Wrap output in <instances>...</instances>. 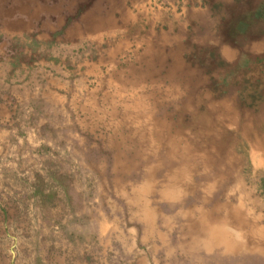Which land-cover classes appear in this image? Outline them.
I'll use <instances>...</instances> for the list:
<instances>
[{
    "label": "rangeland",
    "instance_id": "1",
    "mask_svg": "<svg viewBox=\"0 0 264 264\" xmlns=\"http://www.w3.org/2000/svg\"><path fill=\"white\" fill-rule=\"evenodd\" d=\"M170 2L116 0L131 20L96 32L79 21L95 9L74 6L68 20L36 23L48 35L21 45L30 55H0L11 80L36 82L13 107L0 100V264H203L156 249L134 217L150 149L190 187L167 203L155 190L139 201L171 244L182 216L197 226L202 207L264 227V38H230L240 33L222 23L231 6ZM14 7H0V27ZM171 8L175 30L162 21ZM187 161L197 164L186 172Z\"/></svg>",
    "mask_w": 264,
    "mask_h": 264
},
{
    "label": "bare ground",
    "instance_id": "2",
    "mask_svg": "<svg viewBox=\"0 0 264 264\" xmlns=\"http://www.w3.org/2000/svg\"><path fill=\"white\" fill-rule=\"evenodd\" d=\"M109 24H112L111 27L115 26V23L107 21L105 24L93 26L92 30L96 32ZM164 139V142L169 143L173 150L176 149L174 143L170 142V140L167 142V138ZM153 151V149L149 150V160L147 163L149 165H147V168H144L143 182L134 193L135 199L138 200L137 205L140 208L139 211L134 213V217L142 224V231L145 234L150 236L156 235L158 237L162 246H155V248L161 247V249L170 253L176 250L185 251L186 256L188 255L192 258L191 260L195 259L203 264H264V243L261 240L264 237V227L260 228L253 223H247L243 219L244 217L239 215V212H233L231 216H225L224 212L223 215L214 214L212 210L207 211L202 207L198 212L200 222L196 224L197 226L189 224L191 223V220H188L190 214L186 212L187 215L182 216L186 225H181L175 230L177 235L176 242L171 244L168 241L167 235L163 234L157 225H155L159 217L156 219L148 203L140 204L139 201L144 202V198L141 199V197L149 194L150 190H155L157 197L165 200V203H167V201H174L182 192H188L190 187L187 184L182 187L180 183L183 175L181 166L171 173V161L168 156L163 155L160 151ZM256 162L260 163L262 160L259 159ZM196 164L197 162L192 165ZM189 165L190 162L187 161L183 166L186 172L192 168V165ZM162 168L169 172V174L162 173ZM179 212L183 211L180 210ZM170 218L173 217H162L161 223L169 222ZM179 237H186V239L182 243L181 240H178Z\"/></svg>",
    "mask_w": 264,
    "mask_h": 264
},
{
    "label": "crops",
    "instance_id": "3",
    "mask_svg": "<svg viewBox=\"0 0 264 264\" xmlns=\"http://www.w3.org/2000/svg\"><path fill=\"white\" fill-rule=\"evenodd\" d=\"M166 1L169 2V6L174 5V3L170 2L171 0ZM166 1L163 0V2ZM201 1L202 0H196V5L201 4ZM106 5L112 6L111 11L106 12ZM207 5H225L232 7L231 10H227V20L223 19L222 23L228 21L232 24L233 27L234 23L236 22L237 25L236 27H233V30L235 32H240L241 34H234L233 32H231L229 34L230 38L234 37V35H237L241 38H264V0H208ZM240 5L241 8L238 9ZM5 6L15 7L12 11L10 10L11 14L7 16V21L3 23L2 27H0V34H2V36L0 37V55L2 56L7 54V52L15 53L18 55H30L31 52L25 50L26 47H23L21 45H25L30 41L35 44V39H46L48 35L46 31L38 33L36 23L39 21H44V23H51V21L57 22L68 20L69 18L67 16H73L74 14V6H92V8L95 9L97 17L84 16L86 15V13L83 14V16L81 15L82 17L79 19V21H82L81 27L86 26L83 25V22H90L88 24L90 28L95 25V22L105 23L107 21H111L113 23H122L128 20L129 17L131 20V17L133 15V11L131 9H128L126 11V16L121 17L120 15H116V13H119L118 10L121 13L125 12V8H123V6L125 5L121 4L120 6L116 7V0H0V7ZM182 10H184L186 13H190V10H185L184 8ZM221 12L222 14H224L223 10H221ZM61 13H64V16L58 17V14ZM168 13V15L163 17L162 21L169 24L171 29L175 30L177 29V27L180 28L181 25L179 24V21H181V19L180 16L177 15L174 8H171ZM192 13L194 15L198 13L196 16L193 15V24H201L202 21L200 23H197L198 21H200V16L202 17V15L206 13L210 14L209 10L201 12L196 11V13ZM217 23L218 22H215V24ZM109 25H107L108 27H106L109 28ZM78 30L80 31L81 29ZM73 34V30L71 29L70 35ZM227 51L229 53L230 49H228ZM262 56L264 59V54H262ZM8 62L9 61H7V63ZM7 63L3 62V64L1 65V69H6V72H8V78L5 79L7 75L5 73L2 77V81L0 82V86H2L1 88H6L1 90L0 100L3 101L5 104L10 105L9 107H11V105L13 107V105H15L14 102L16 101L13 96H15L17 92L25 93L26 86L28 87L30 85H34L36 84V82L31 81V78H33L32 75L30 77L27 76L29 73L22 76V79L25 81H20L18 75L17 80H11V78H9V68L8 66H5ZM18 64L22 65L21 63ZM29 66H32V64H29ZM15 83H21L22 85L15 86ZM20 88L23 89L20 90ZM28 88L31 89V87Z\"/></svg>",
    "mask_w": 264,
    "mask_h": 264
}]
</instances>
